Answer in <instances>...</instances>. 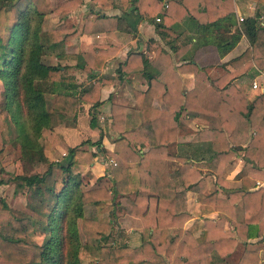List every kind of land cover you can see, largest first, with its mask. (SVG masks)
I'll return each instance as SVG.
<instances>
[{"label":"trees","instance_id":"16d2710c","mask_svg":"<svg viewBox=\"0 0 264 264\" xmlns=\"http://www.w3.org/2000/svg\"><path fill=\"white\" fill-rule=\"evenodd\" d=\"M97 1L105 7L111 0ZM253 1L260 10L245 17L240 28L236 26L232 0L130 1L141 18L156 17L155 30L170 50L158 45L153 59L143 51H130L119 63V74L138 71L147 80L146 89H133L140 120L127 126L124 108L112 105L111 127L117 130L118 137L112 150H101L112 159L105 173L108 182L86 187L84 177L72 168L92 163L94 151L69 147L65 163H57L48 159L41 143L42 132L51 128L53 116L56 123L73 119L79 100L87 99L86 94L76 95L61 73L60 64L43 60L46 53L53 52L77 31L75 27L42 30L44 12L35 10L31 0H0V78L4 83L6 110L16 114L8 122V139L19 145L21 159L41 166L39 172L17 174L15 185L40 195L45 208L40 211L44 220L39 223L43 237L37 242L31 236L37 221L29 214L21 217L8 214L3 203L2 210L8 213H0V224L8 225L11 232L0 233V264H80L81 237L86 245L97 250L96 258L87 264H226L237 238L223 231L225 220L233 225L240 239H246L250 233L264 235V187L250 189L253 179H264V92L249 103L231 81L245 72L252 75L255 68H264V21L258 19L264 0ZM80 4L81 0H64L54 10L65 12ZM184 18L193 22L195 39L192 41L190 37V43L188 40L177 43L190 32L175 28ZM95 20L99 26L94 27ZM95 20L86 15L82 32L110 30L106 25L110 20L116 23L117 17L97 14ZM243 33L248 46L230 59L232 72L210 79L192 60L194 51L206 44L214 45L222 56ZM101 52L102 46L91 44L84 53L66 56L76 58L77 66L92 76V70L99 69L104 60L100 59ZM171 52L185 53L188 58L186 66L193 69L195 77L191 88H183L192 81L180 77ZM99 88L97 79L89 91L97 95ZM46 92L54 94L50 103L46 101ZM96 95L91 99V107L99 103ZM153 98L164 102L165 108L154 107ZM89 113L92 114L89 125L95 127L94 110ZM193 116L209 118L208 126L196 133L202 140L201 146L196 145L199 151L188 147L183 153L171 154L168 144L175 140L180 122L187 123ZM251 131L243 149L248 166L238 174L240 186L230 189L227 198L219 197L216 191L202 193L204 177L197 167L214 165L215 182L226 188L228 182L221 176V169L233 159L236 145L247 139L236 138L238 133L247 137ZM4 138L0 136V150L7 141ZM141 140L148 142L143 151L133 147ZM87 142L100 147V140ZM188 158L201 160L199 164H191ZM172 159L179 162L181 189H176L177 184L171 179ZM188 189L197 191V199L218 214L216 221L207 220V228L197 237L183 226L190 217L186 211ZM107 201L140 219L138 245L106 242L113 222L86 215L85 206ZM236 202L242 206L240 220L234 218ZM236 264H264V260H260L256 251L244 250Z\"/></svg>","mask_w":264,"mask_h":264},{"label":"crops","instance_id":"0c3cea01","mask_svg":"<svg viewBox=\"0 0 264 264\" xmlns=\"http://www.w3.org/2000/svg\"><path fill=\"white\" fill-rule=\"evenodd\" d=\"M130 1L131 0H128L127 4H124L122 0H111L108 2V5L101 7L97 0L94 2L92 0H81V4L78 7L71 8L69 11L65 12L55 11L54 8L58 4H52L47 13L48 18L50 19V25L46 28L57 29L75 27L77 31L76 35L63 40V42L57 45V48H55L53 52H49L50 55L47 59L51 64H60L62 70L61 73L66 79H68L69 85L72 89L74 88L77 96L86 94L87 98L82 102L79 100L76 114L77 118H70L62 123H57L54 127H58V130L53 128V132L61 135V140L59 142H66L68 144L65 145L73 147L74 144H71L70 142H73L72 140L74 139L69 137V134H78L76 133L75 128L77 126H75L76 124L74 122L79 119L83 113L86 114V117L89 119V117L91 118L89 110H94L95 117H106L108 122V128L105 130L98 128V119L96 120L95 127L89 125L90 132H93L92 136L94 135V132L97 131L96 137L91 141L100 140L99 148H97L96 145L88 146L89 148L85 147V145H83L85 142L78 145L79 148L90 149L96 153L92 163L81 164V166H79L86 187H94L108 182L105 173L109 163L112 162V159L105 156L101 150L103 148L112 150L115 140L118 137L117 130L111 127L110 114L112 105L116 104L124 108V123L127 124V126H133L140 120V112L133 95V89H146L147 80L145 76L138 71L119 74L117 71L119 63L126 59L127 54L130 51H143L144 53H147L149 59H153L158 45L170 50L168 44L165 43L155 30V22L157 21L156 17L153 20L141 18L136 10L133 9ZM163 1L166 3L165 1L167 0ZM232 4L236 26L239 28L240 24L238 23V18L241 17L242 12H245L244 9L248 7L257 10V3L253 0H232ZM261 11L259 19L260 17L264 19V5L261 8ZM249 12L250 13L248 14L250 15L252 11ZM97 14L117 17V22L115 23L113 20L108 22L106 26L109 27L110 30L82 32L85 16L88 15L90 20L94 21ZM98 22V20H95L96 25H94V27L97 25L99 26ZM89 26L93 27V25ZM46 28L42 27L44 30ZM175 28L178 31H181L184 28L190 31L187 36L179 38L177 43L186 40H188V43H190L189 41L191 40L194 41V24L191 20L184 18L178 22ZM244 40L246 41V45L242 43ZM91 44L102 46V52L99 56L100 59L103 57L102 59L104 60L101 67L99 69H93V75L88 76L86 70L77 66L76 58L66 55H78L84 53ZM247 46L248 41L243 33L237 43L222 56L218 54L214 45L206 44L198 47L194 51L192 60L210 79H216L226 72L233 71L234 68L229 62L230 59L239 55ZM59 53L64 54L65 56H61ZM184 54L185 53L175 54V52H171L173 65L180 77L192 81L187 86L183 87L185 89L192 87L195 77L193 69L186 66L188 58H186ZM180 66H182V69H180ZM241 75L232 78L231 81L243 93L247 102L250 103L259 92H264V68H255L251 75V88L249 89L242 81ZM242 76L249 77L248 75ZM97 79L100 81V88L96 95L89 91V89ZM253 81L259 83L258 87L252 86ZM48 93V95H54L53 92ZM95 95L98 96L99 103H97L95 107H91V99L95 98ZM151 104L154 107L165 108V103L158 101L156 98L152 99ZM208 123L209 118L204 116H193L187 123L180 122L175 140L168 144L169 152L173 155L180 154L186 151L188 147L199 151L196 145L198 144L201 146L202 140L200 136L196 135L195 131L207 127ZM71 130H75V132H72ZM43 133L44 132H42V134ZM251 133L252 131L247 134V137L245 133H238V136H236L238 139H247L240 145H236L237 149L233 159L226 163L221 169V176L228 182L226 188L221 187L215 182L216 172L214 165H212L211 168L205 166L197 167L204 177V184L200 187L202 193L216 191L219 197L227 198L230 189H237L240 186L241 178L238 174L248 166L243 158V149L246 147ZM228 140L231 142V139ZM230 144L233 145L232 143ZM147 146V140H141L133 145V147L139 148L141 151L145 150ZM43 147L44 152L48 157L49 153H47L44 145ZM57 147H60V144H58ZM60 153L64 155L65 150L60 148ZM200 160L201 159L197 158H188V162L191 164H199ZM178 166L179 162L177 159L170 160L169 169L171 172V179L177 184L176 189H181V175H179V172L177 171ZM98 180L102 182H98ZM253 180L250 189H256L260 186L264 187V179L256 177ZM197 194V191L189 189L185 192L186 211L189 213L190 217L185 221L183 226L194 237H197L205 228H207V220L216 221L218 219L217 211L210 210L204 203L200 202L197 199ZM85 213L88 216L95 217L98 221L113 222V228L109 236V239L112 240L113 244L126 243L130 246H136L139 244L141 221L138 217L128 214L120 205H113L110 201L99 203L97 205H88L85 206ZM241 217L242 206L240 202H236L234 218L235 220H240ZM222 228L225 233L237 238L233 252H231L226 258V264H236L237 259L244 250H254L258 253L260 260H264V235L255 236L254 233H250L247 235L246 239H240L236 235L233 225L228 220L223 222ZM88 247L91 248L92 246Z\"/></svg>","mask_w":264,"mask_h":264},{"label":"rangeland","instance_id":"374dc122","mask_svg":"<svg viewBox=\"0 0 264 264\" xmlns=\"http://www.w3.org/2000/svg\"><path fill=\"white\" fill-rule=\"evenodd\" d=\"M33 3V8L36 10H42L44 12L43 20L41 22V29L48 27L50 24V19L48 18V10L50 9V6L60 4L63 2V0H31ZM257 10L259 11V5L257 7ZM245 12L241 13L242 20L238 18V23L240 24L246 15H249V11H252L251 14L254 15L256 9L254 8H248L246 7L244 9ZM50 12V11H49ZM250 14V15H251ZM240 15V14H239ZM237 15V16H239ZM259 19V17H258ZM262 19V17H260ZM264 19L260 20L263 21ZM259 21V20H258ZM48 29V28H46ZM45 29V30H46ZM44 30V29H42ZM244 45H246V41L244 40ZM147 51V50H146ZM50 55V53H46L43 56V60L49 63V60L47 57ZM242 75H248L249 77L247 78L246 76ZM241 75L242 81L245 83V85L249 88H251V75L249 73L245 72L244 74ZM259 85V83H257ZM235 85V84H234ZM3 88H4V83L3 80L0 78V136L3 135L6 138L5 146L0 150V180L2 183L0 184V213L3 214H10L15 217H21L24 215H31L36 221V231L31 233V236L37 241L41 242L43 234L40 233V227L39 223L43 222L44 218L42 216V212L45 210L43 202L41 203L40 201V195L36 194L33 192V190H28L26 187L24 188H19L16 187L15 183L17 182L14 177L18 174H23V175H29L32 173L39 172L41 169L40 165H32L31 163L27 162L25 159L20 158V147L17 143L12 142L10 139H8V122L11 121V117H16V114L12 115L11 113L9 114L8 110H6V107L4 105V93H3ZM260 93V92H259ZM49 93H45V98L48 103H50L53 99L52 95H48ZM6 111H5V110ZM79 112V111H78ZM92 116V114H89ZM56 116L52 117V126L51 128L44 129L42 138H41V143L45 146V149L48 155V159L52 161H58L57 163H65V156L67 154V149L70 146H67L65 144H68L66 142H59L61 140V135L56 134L53 132V128H56L58 130V127L56 126ZM77 118V115L75 116ZM90 119V117H89ZM89 119L86 117V114H82L79 119H77L74 123L77 126L75 128L76 133L78 134H69V137L73 138V142H70L71 144H74V146H78L79 144L85 145V147L90 146L87 141H91L93 138L96 137V132H94V135L92 136L93 132H90V126H89ZM98 121V125L100 129H107L108 128V122L107 118L100 116L96 120ZM12 123V122H11ZM180 126V125H179ZM97 129V128H96ZM202 128L198 129L195 131L197 133L199 130ZM75 130H71L72 132H75ZM78 130V131H77ZM75 136V137H74ZM4 138V139H5ZM60 144V147H57V145ZM67 146V147H66ZM60 148L65 150V154L62 155L60 153ZM89 148V147H88ZM110 162V161H109ZM111 163V162H110ZM74 172H79V167H73L72 168ZM98 182H102L99 181ZM44 194V193H43ZM43 198L45 195L42 196ZM3 203L6 204L8 207L7 210L8 212L2 210L3 209ZM38 209V210H37ZM11 232V228L6 225V224H0V233L2 234H8ZM106 242H112L111 239H107ZM97 256V250L94 247H88L84 243V238L81 237V245L78 250V257L80 264H87L89 260L95 259Z\"/></svg>","mask_w":264,"mask_h":264},{"label":"built area","instance_id":"2783aa9c","mask_svg":"<svg viewBox=\"0 0 264 264\" xmlns=\"http://www.w3.org/2000/svg\"><path fill=\"white\" fill-rule=\"evenodd\" d=\"M239 19L242 20V17H239ZM252 86H253V87H258V84H257L255 81H253V82H252Z\"/></svg>","mask_w":264,"mask_h":264}]
</instances>
